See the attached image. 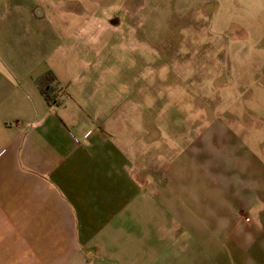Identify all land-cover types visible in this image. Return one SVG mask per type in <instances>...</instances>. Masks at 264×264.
Here are the masks:
<instances>
[{
	"label": "crops",
	"instance_id": "crops-1",
	"mask_svg": "<svg viewBox=\"0 0 264 264\" xmlns=\"http://www.w3.org/2000/svg\"><path fill=\"white\" fill-rule=\"evenodd\" d=\"M42 74L0 73V264H264V104L163 144L143 103L85 101L82 73L48 103Z\"/></svg>",
	"mask_w": 264,
	"mask_h": 264
},
{
	"label": "rangeland",
	"instance_id": "rangeland-1",
	"mask_svg": "<svg viewBox=\"0 0 264 264\" xmlns=\"http://www.w3.org/2000/svg\"><path fill=\"white\" fill-rule=\"evenodd\" d=\"M0 7V73H82L83 100L143 103L149 135L161 119L163 144L169 120L183 145L205 121L226 111L249 124L253 117L242 112L264 104V0H0Z\"/></svg>",
	"mask_w": 264,
	"mask_h": 264
},
{
	"label": "trees",
	"instance_id": "trees-1",
	"mask_svg": "<svg viewBox=\"0 0 264 264\" xmlns=\"http://www.w3.org/2000/svg\"><path fill=\"white\" fill-rule=\"evenodd\" d=\"M54 77L50 71L42 74L38 80L39 90L48 103L55 102V86L53 85Z\"/></svg>",
	"mask_w": 264,
	"mask_h": 264
}]
</instances>
